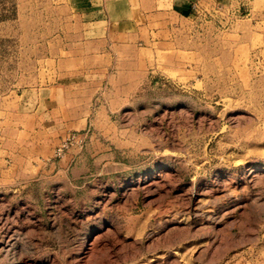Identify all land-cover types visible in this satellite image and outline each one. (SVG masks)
I'll list each match as a JSON object with an SVG mask.
<instances>
[{
	"label": "rangeland",
	"instance_id": "rangeland-1",
	"mask_svg": "<svg viewBox=\"0 0 264 264\" xmlns=\"http://www.w3.org/2000/svg\"><path fill=\"white\" fill-rule=\"evenodd\" d=\"M0 0V264H264V0Z\"/></svg>",
	"mask_w": 264,
	"mask_h": 264
},
{
	"label": "crops",
	"instance_id": "crops-1",
	"mask_svg": "<svg viewBox=\"0 0 264 264\" xmlns=\"http://www.w3.org/2000/svg\"><path fill=\"white\" fill-rule=\"evenodd\" d=\"M171 1V5H170V7H171V9L173 10V11H176V10H182V8L187 4V3H189L190 1H192V0H170Z\"/></svg>",
	"mask_w": 264,
	"mask_h": 264
}]
</instances>
